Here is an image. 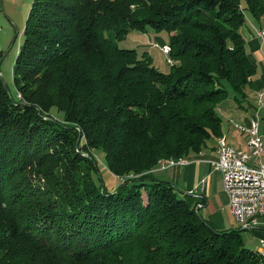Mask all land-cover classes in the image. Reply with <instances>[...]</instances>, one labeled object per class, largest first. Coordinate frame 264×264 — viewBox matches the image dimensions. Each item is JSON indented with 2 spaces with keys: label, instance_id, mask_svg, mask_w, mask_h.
I'll return each mask as SVG.
<instances>
[{
  "label": "trees",
  "instance_id": "1",
  "mask_svg": "<svg viewBox=\"0 0 264 264\" xmlns=\"http://www.w3.org/2000/svg\"><path fill=\"white\" fill-rule=\"evenodd\" d=\"M248 15L264 0L32 1L15 95L0 50V264H264L201 197L146 175L218 145L220 107L240 108L257 71ZM148 27L169 34V72L119 46Z\"/></svg>",
  "mask_w": 264,
  "mask_h": 264
},
{
  "label": "crops",
  "instance_id": "2",
  "mask_svg": "<svg viewBox=\"0 0 264 264\" xmlns=\"http://www.w3.org/2000/svg\"><path fill=\"white\" fill-rule=\"evenodd\" d=\"M33 0L28 3V9ZM264 26V18L255 20L251 15L247 16L242 25V33L245 37L246 51L250 61L256 66V73L252 76V84L246 87V96L239 108L232 99L223 103L219 109L222 117H239L241 122H249L251 119H258L260 123V133L264 139V40L257 35V28ZM223 137L227 138L230 145L238 149H246L245 137L236 130L231 123L227 127H222ZM234 132L238 133L236 138ZM217 141L205 147L199 154L189 159L186 165L171 166L166 169H155L148 172V177L157 176L172 180L178 189L184 193H193L201 197L204 201L199 208V212L206 216L213 217L212 213L220 211L219 208L229 211V196L225 188L223 174L221 171H213L212 161L218 158ZM264 157V155H263ZM177 171V177L163 173L161 170ZM205 179V186L202 187V180ZM174 185V186H175ZM176 187V186H175ZM182 189V190H181ZM259 228L264 229V217L260 219ZM260 242V240H259Z\"/></svg>",
  "mask_w": 264,
  "mask_h": 264
},
{
  "label": "rangeland",
  "instance_id": "3",
  "mask_svg": "<svg viewBox=\"0 0 264 264\" xmlns=\"http://www.w3.org/2000/svg\"><path fill=\"white\" fill-rule=\"evenodd\" d=\"M29 2L30 0H0V50L3 51V59L1 61V76L8 90L13 95L16 94L13 83V67L20 49V44L24 40V28L30 10V8L28 9ZM156 42L161 45L168 44L169 34L166 31L157 32L152 27H148L146 31L133 29L128 32L125 39L120 40L118 43L120 47L135 48L140 53L148 51L153 59V64L159 70L163 72H169L171 70V63L169 62L168 56L169 54L166 55L161 48L155 47L153 44ZM231 120H235L237 122L242 121L239 117H223L222 127H227ZM222 136L225 135L222 134L220 137ZM236 136H238V133L234 132L233 138H236ZM94 153L96 158H98V165L105 183L107 185H111L112 182L119 184L120 179L111 173L106 167L104 153L97 150H95ZM190 158L183 157L182 159ZM161 171L167 175L177 177V171H175V168ZM154 177L168 180L174 184L172 180L157 176ZM175 186L176 188L178 187L177 185ZM178 190L180 191V189ZM219 209L220 211L212 213V218L209 217V215L208 218L204 215L202 216L208 219L217 230L241 229L240 233L245 246L254 250H258L260 245L259 240L264 238V229L259 228L260 226H263L260 225V223L263 224V221L260 220V223L253 229H243L233 214L229 213L227 210L221 208ZM25 252H27L28 255L33 254L31 248Z\"/></svg>",
  "mask_w": 264,
  "mask_h": 264
},
{
  "label": "built area",
  "instance_id": "4",
  "mask_svg": "<svg viewBox=\"0 0 264 264\" xmlns=\"http://www.w3.org/2000/svg\"><path fill=\"white\" fill-rule=\"evenodd\" d=\"M257 35L264 40V26L258 27ZM163 50L166 44H153ZM171 63V60H169ZM231 125L246 139V149H238L230 145L225 137L222 147H217L218 158L212 161L213 171H221L229 196V206L236 220L243 229H253L264 217V139L260 133L258 119L249 122L231 120ZM187 161L177 164H163L159 169L171 166L186 165ZM206 180L201 184L204 188ZM202 204H199V208ZM264 246V238L260 239Z\"/></svg>",
  "mask_w": 264,
  "mask_h": 264
},
{
  "label": "bare ground",
  "instance_id": "5",
  "mask_svg": "<svg viewBox=\"0 0 264 264\" xmlns=\"http://www.w3.org/2000/svg\"><path fill=\"white\" fill-rule=\"evenodd\" d=\"M169 52H170V48H169L167 45H165L164 53H165L166 55H168ZM169 60H170V59H169ZM224 141H225V137H221V138H219L217 147H222V142H224ZM177 161H187V160H186V159H178V160H175V159H165V160H161V161L159 162V167L162 166L163 164H169V162H170V164H177ZM256 249H257V248H256ZM257 251H258V253H259L262 257H264V246H263V245H259Z\"/></svg>",
  "mask_w": 264,
  "mask_h": 264
}]
</instances>
